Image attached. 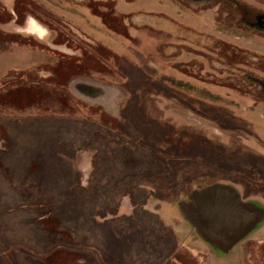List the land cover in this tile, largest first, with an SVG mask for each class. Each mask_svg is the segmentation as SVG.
<instances>
[{
	"label": "rangeland",
	"instance_id": "1",
	"mask_svg": "<svg viewBox=\"0 0 264 264\" xmlns=\"http://www.w3.org/2000/svg\"><path fill=\"white\" fill-rule=\"evenodd\" d=\"M235 2L264 10V0H0V247L24 237L8 219L26 215L45 234L37 264H64V251L47 250L74 246L81 218L92 242L69 255L93 260L154 242L139 221L152 212L199 264H264V221L223 252L178 207L214 182L264 206V31ZM142 156L152 171L132 180Z\"/></svg>",
	"mask_w": 264,
	"mask_h": 264
},
{
	"label": "trees",
	"instance_id": "2",
	"mask_svg": "<svg viewBox=\"0 0 264 264\" xmlns=\"http://www.w3.org/2000/svg\"><path fill=\"white\" fill-rule=\"evenodd\" d=\"M143 157L144 156L140 157L137 165L135 166L136 168L132 172L134 174H138L135 176L133 175L132 180L134 178L140 177L141 174L139 173L142 171H152L151 165L149 167V162L147 159H143ZM119 172L124 178V171L121 169ZM126 181L124 183L125 186L129 184ZM138 208H140V206ZM139 218L142 226L146 228L150 234L155 235L154 242L150 243L149 246H146L145 244V246L142 245V249V246L137 248V245L130 244V242L125 244L118 243L115 245H110V249L114 251V253L111 255H109L108 252H106V250L103 248L101 255L99 257L94 255L93 260L87 258L86 256H80L78 259L76 257L75 259V256L73 257L69 254L73 251L79 253H88V250L86 249V242H92L90 234L93 232V229L90 225V221L88 219H84V221L80 222V218L79 221L77 219L75 220V225L78 224V227L81 226L80 229H82L84 234L82 233L83 236L81 238L76 237L75 240H73L75 242L74 246L62 242L61 244L59 243V245H53L51 248H49L47 250V254L60 252V250L64 251L66 253L63 258L64 264H76L78 263L77 261L80 263L82 262L83 264H88V261H90L91 264H169L172 261L178 262L179 264H199L198 258L191 255L186 250L187 248L184 251L183 249H180L181 246L178 242L180 239L176 237V233L169 226L162 222L163 220H161L157 214L152 212H150L148 216H145V214H140ZM8 220L10 221L9 224L7 223L8 225L18 226L25 235H23L24 237L21 239L15 236L11 237L10 239H20V241H10L9 243H6L7 247H0V250L3 249V252L0 251V255L3 254L1 257L8 259V264H37L38 261H41L43 256H46V254L39 251L41 247H44L45 244L47 245V243L43 241L45 240V234L40 230L38 224L35 226L26 215L24 218L15 217L9 218ZM72 224H74V220L71 221V224L70 222H67L66 226L71 227L73 226ZM76 241L78 243H76ZM3 245L4 243H1V246ZM107 245L109 244L107 243ZM4 249L6 251L9 249V253H4ZM143 249H146L148 252ZM14 250L18 251H16L15 254H10V251ZM161 254L162 257H160ZM23 257L26 259L25 261L22 259Z\"/></svg>",
	"mask_w": 264,
	"mask_h": 264
},
{
	"label": "water",
	"instance_id": "3",
	"mask_svg": "<svg viewBox=\"0 0 264 264\" xmlns=\"http://www.w3.org/2000/svg\"><path fill=\"white\" fill-rule=\"evenodd\" d=\"M187 197L188 201H178L181 214L197 234L211 245L218 243L223 252L264 217L263 205L243 200L238 188L228 183L214 182L193 189Z\"/></svg>",
	"mask_w": 264,
	"mask_h": 264
},
{
	"label": "flooded vegetation",
	"instance_id": "4",
	"mask_svg": "<svg viewBox=\"0 0 264 264\" xmlns=\"http://www.w3.org/2000/svg\"><path fill=\"white\" fill-rule=\"evenodd\" d=\"M231 9L233 11V14H237V10L239 9L247 10L248 13L245 15L243 19H245V21L249 25L254 26V27L256 26L257 28L264 31V10L256 9L253 6L240 5L239 3L237 4L236 2L234 6L231 7ZM234 19L236 20V18ZM261 35L264 37V33H262Z\"/></svg>",
	"mask_w": 264,
	"mask_h": 264
},
{
	"label": "crops",
	"instance_id": "5",
	"mask_svg": "<svg viewBox=\"0 0 264 264\" xmlns=\"http://www.w3.org/2000/svg\"><path fill=\"white\" fill-rule=\"evenodd\" d=\"M239 192H240V190H239ZM240 195H241V198L243 199V200H246V199H249V200H254V201H256L259 205H262V203L259 201V199H257V198H252V197H250V198H248V197H246V196H243V194H242V192H240ZM182 200V199H181ZM184 200H186V201H188L189 199H184ZM157 214V213H156ZM158 215V214H157ZM158 217L162 220V218H161V215H158ZM185 219V218H184ZM185 221L188 223V225H189V227L195 232V234L198 236V237H200L204 242H207L205 239H203L199 234H197V232H196V230H195V228H194V226H192L190 223H189V221L187 220V219H185ZM264 221V217L259 221V223L257 224V226H255V227H253L252 229H250L247 233H245L241 238H239L235 243H234V245H232V247L231 248H233V247H235L236 245H238L239 243H241L242 242V240H244V239H246V238H248V237H250L255 231H257L261 226V224H262V222ZM260 226V227H259ZM259 227V228H258ZM172 229V228H171ZM173 230V229H172ZM175 233H176V231L175 230H173ZM207 243H209V242H207ZM210 244V243H209ZM211 245V244H210ZM211 246H213V247H215L216 249H218L219 251H221L220 249H219V247H218V243L217 244H213V245H211ZM231 248H229V250L231 249Z\"/></svg>",
	"mask_w": 264,
	"mask_h": 264
}]
</instances>
